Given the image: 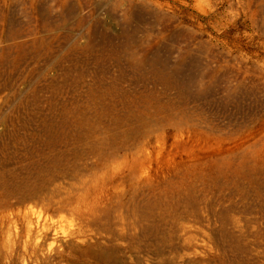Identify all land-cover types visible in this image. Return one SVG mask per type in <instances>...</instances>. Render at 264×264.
I'll use <instances>...</instances> for the list:
<instances>
[{"label": "rangeland", "instance_id": "1", "mask_svg": "<svg viewBox=\"0 0 264 264\" xmlns=\"http://www.w3.org/2000/svg\"><path fill=\"white\" fill-rule=\"evenodd\" d=\"M0 221V264H264V0H0Z\"/></svg>", "mask_w": 264, "mask_h": 264}, {"label": "bare ground", "instance_id": "2", "mask_svg": "<svg viewBox=\"0 0 264 264\" xmlns=\"http://www.w3.org/2000/svg\"><path fill=\"white\" fill-rule=\"evenodd\" d=\"M2 220H3V219H2ZM2 220H1V221H2ZM1 221H0V222H1ZM7 224H8V223H6L5 225L7 226ZM3 225H4V224H3ZM3 228H4V227H3ZM3 231H4V230H3ZM7 232H8V231H7ZM4 233H5V231H4ZM4 233H3V234H4ZM3 234H2L1 236H3ZM5 234H6V233H5ZM39 235H40V234H39ZM4 236H5V235H4ZM4 236H3V237H4ZM4 240H5V239H4ZM7 240H8V239H7ZM9 240H10V239H9ZM67 241H69V240H67ZM1 242H2V240H1ZM5 242H6V241H5ZM5 242L3 241L2 244L5 243ZM51 242H52V241H51ZM65 242H66V241H65ZM65 242H64V243H65ZM5 244H7V243H5ZM69 244H70V243H69ZM69 244H66V245H69ZM3 245H4V244H3ZM13 245H14V244H13ZM1 246H2V245H1ZM3 247H4V246H3ZM3 247H2V248H3ZM7 247H8V246H7ZM7 247H5V249H4V250L6 251V253H7V251H8V250H6ZM4 253H5V252H4ZM11 254H12V252H11ZM61 254H62V253H61ZM59 255H60V254H59ZM60 256H61V255H60ZM7 257H8V256H7Z\"/></svg>", "mask_w": 264, "mask_h": 264}]
</instances>
